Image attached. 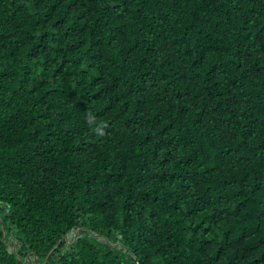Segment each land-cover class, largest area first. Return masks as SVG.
I'll use <instances>...</instances> for the list:
<instances>
[{
    "label": "trees",
    "instance_id": "16d2710c",
    "mask_svg": "<svg viewBox=\"0 0 264 264\" xmlns=\"http://www.w3.org/2000/svg\"><path fill=\"white\" fill-rule=\"evenodd\" d=\"M0 264H264V0H0Z\"/></svg>",
    "mask_w": 264,
    "mask_h": 264
},
{
    "label": "rangeland",
    "instance_id": "374dc122",
    "mask_svg": "<svg viewBox=\"0 0 264 264\" xmlns=\"http://www.w3.org/2000/svg\"><path fill=\"white\" fill-rule=\"evenodd\" d=\"M31 259H32V257H31Z\"/></svg>",
    "mask_w": 264,
    "mask_h": 264
}]
</instances>
